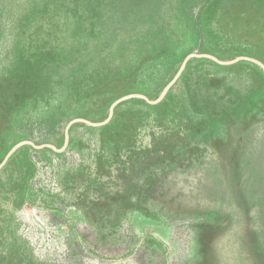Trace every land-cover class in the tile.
<instances>
[{
    "label": "trees",
    "instance_id": "16d2710c",
    "mask_svg": "<svg viewBox=\"0 0 264 264\" xmlns=\"http://www.w3.org/2000/svg\"><path fill=\"white\" fill-rule=\"evenodd\" d=\"M218 1L0 0V163L16 144L15 136L19 132L25 131L27 140L37 145L52 144L62 148L65 128L71 120L85 118L100 122L107 118L115 100L130 93H141L155 99L190 53H209L221 60L251 56L264 63L263 46L233 51L229 47L231 41L217 33L219 10L212 9L214 14L210 13ZM250 1L255 4L257 14L263 15L264 0ZM195 62L204 67L207 64L223 67L210 59H193L188 62L182 79ZM238 65L258 67L249 61H241ZM259 71V80L264 86V71ZM133 76L142 82L128 83L127 80ZM80 125L74 124L70 128V145L63 153L51 148L37 150L29 145L18 149L0 171V185L2 174L17 158L28 163L30 173L35 171L31 156L43 159L44 154H56L59 159L67 161L68 152L73 149V132ZM108 127L109 124L92 129ZM186 144L189 146L183 147L181 141L169 139L157 140L151 146L145 143L143 146L149 152L135 165L131 175L125 174L124 162L116 160L118 171L115 174L122 177L123 182L120 190L126 191L127 196L131 195L130 199L125 201L124 198L120 204L117 197L120 195L113 194L99 206L94 205L92 212L106 213L105 219H99L104 224L112 212L122 210L123 204L129 201L132 210L138 207L142 214L153 220L175 228L179 225L193 228L197 241L208 244L209 249L224 253L225 247L230 251L231 244L219 243L218 238L225 236L227 226H234L239 218L233 217L226 222L231 214L219 204L220 201L199 199L186 193L176 197L179 191L170 192L173 198L158 194L138 198V192L129 184V177L146 169H149V174H145V178L151 184L164 177V173L175 170L184 176L191 175L190 171L197 165V172H201V178H196L197 195L202 192L208 197L215 189H227L226 179L227 185H223L224 179L220 175L203 169L206 156L194 152L192 143ZM173 146H181L188 152L179 154ZM155 150H158L157 154ZM113 161L111 158L108 160L109 163ZM80 171L83 172L82 169ZM240 177L238 174L237 178ZM187 179L189 177L186 176L182 181ZM87 180L82 190L99 183L96 173ZM157 188L162 190V187ZM21 191L22 201L31 203V185L22 186ZM57 209L52 214L62 217ZM123 224H112L106 231L90 227L89 233H84L68 218V264H82L85 255L105 260L129 259L130 264H189L173 256L166 242L156 237H139L131 226L126 230ZM245 234L248 243H252V239L261 242L258 250L250 249V254L256 252L252 259L259 258L256 264H264V227H251L243 236ZM240 236L237 233L236 237ZM2 243L3 240L0 245ZM244 244L240 238L238 245L242 250ZM104 252L108 255L105 256ZM228 259L231 258L224 256L220 262L251 264L253 261L243 263L241 258L237 261ZM3 261L10 264L0 248V264Z\"/></svg>",
    "mask_w": 264,
    "mask_h": 264
},
{
    "label": "rangeland",
    "instance_id": "374dc122",
    "mask_svg": "<svg viewBox=\"0 0 264 264\" xmlns=\"http://www.w3.org/2000/svg\"><path fill=\"white\" fill-rule=\"evenodd\" d=\"M215 4L218 5L211 8L210 14H214L212 9L219 10L216 32L231 41L230 49L238 52L263 46L261 52L264 54V14H257L255 4L250 0H219ZM236 64L221 65L223 67L207 64L204 67L195 62L182 79L186 66L161 102L149 104L140 98L126 100L115 108L107 129L93 130L100 127L76 123L81 125L73 132V149L68 152L67 161L56 154H44L43 159L31 156L35 171L30 173L28 163L15 159L2 174L0 185V241L3 240L0 248L3 256L10 264H68V218L84 233L90 227L106 231L112 224L123 222L126 230L131 226L139 237H156L166 242L173 256L189 264H222L220 261L224 256L231 258L229 261L241 258L247 263L252 255L256 256V252L250 254V249L258 250L261 242L252 239V243H248L247 235L243 234L251 227H264V86L259 80V69H262L259 65L252 68ZM127 81L142 82L135 76ZM27 139L25 131L15 136L16 144ZM162 139L181 141L182 146L192 143L194 152L206 156L203 169L220 175L224 179L223 185H227L226 179L227 189H215L208 197L202 192L197 195L196 178H201L197 165L190 171L191 175L184 176L175 170L164 173V177L151 184L145 178V174H149L146 169L129 177V184L138 192V198L156 194L173 198L170 192L179 191L176 197L186 193L199 199L220 201L219 204L231 214L226 222L233 217L239 218L234 226H227L225 236L218 238L219 243L231 244L230 251L225 247L224 253L209 249L208 244L197 241L193 228L182 225L175 228L153 220L142 214L138 207L132 210L129 201L123 204L122 210L112 212L104 224L100 220L105 219L106 213L92 212L94 205L99 206L113 194L120 195L117 196L120 204L124 198L125 201L130 199L131 195L120 190L123 182L122 177L115 174L118 171L116 160L124 162L125 174L131 175L135 165L149 152L143 145L149 143L151 146ZM183 147L172 148L185 154L188 150ZM154 152L157 154L158 150ZM110 158L114 164L108 162ZM95 173L99 183L82 190V185ZM238 174L240 178H237ZM186 176L189 179L182 181ZM28 183L33 192L31 203L22 201L21 187ZM157 186L162 190L158 191ZM56 208L62 217L52 214ZM237 233L241 235L239 238ZM240 238L245 243L243 250L238 245ZM258 262L259 258L250 263ZM82 264H130V260H105L85 255Z\"/></svg>",
    "mask_w": 264,
    "mask_h": 264
},
{
    "label": "water",
    "instance_id": "95a60500",
    "mask_svg": "<svg viewBox=\"0 0 264 264\" xmlns=\"http://www.w3.org/2000/svg\"><path fill=\"white\" fill-rule=\"evenodd\" d=\"M194 58H206V59H211L215 62H217L220 65H224V66H229V65H234L239 61H250L253 62L257 65H259L263 70H264V64L262 62H260L257 59L251 58V57H238L234 60H230V61H223L220 60L219 58H217L216 56H213L211 54H207V53H190L189 55H187L179 69V71L176 73L175 77L166 85V87L164 88V90L162 91L161 95L156 99V100H152L150 98H148L145 95L142 94H128L125 96H122L120 98H118L117 100H115L112 105L110 106V110H109V116L101 121V122H93L84 118H75L73 120H71L66 128H65V142L62 148H57L55 145L52 144H41V145H37L35 142L31 141V140H23L21 142H18L17 144H15L7 153V155L5 156V158L3 159V161L0 163V171L5 167V165L7 164V162L9 161V159L11 158V156L21 147L29 145L31 147H33L34 149L37 150H41L44 148H51L54 151L58 152V153H63L66 151L69 141H70V128L76 124V123H84L87 125H90L92 127H101L104 126L106 124H108L110 122V120L113 118L114 112H115V108L121 104L122 102L129 100V99H134V98H140V99H144L145 101H147L149 104H158L159 102H161L165 96L167 95V93L169 92V90L172 88V86L177 82V80L180 78L181 74L183 73V71L185 70L188 62Z\"/></svg>",
    "mask_w": 264,
    "mask_h": 264
}]
</instances>
